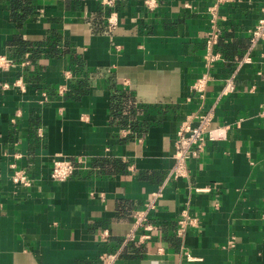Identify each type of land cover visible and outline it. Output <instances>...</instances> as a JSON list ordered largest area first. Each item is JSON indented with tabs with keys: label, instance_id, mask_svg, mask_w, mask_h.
Here are the masks:
<instances>
[{
	"label": "crops",
	"instance_id": "obj_1",
	"mask_svg": "<svg viewBox=\"0 0 264 264\" xmlns=\"http://www.w3.org/2000/svg\"><path fill=\"white\" fill-rule=\"evenodd\" d=\"M10 3L0 0V53L14 57L16 35L43 51L0 71V264H104L113 252L114 264H264L263 43L216 103L222 137L189 160L187 177L166 181L181 121L214 104L264 0L219 6L224 56L211 68L215 0H33L22 26ZM51 34L59 54L45 52ZM206 71L202 99L191 86ZM55 158L74 162L72 177L51 178ZM12 164L30 186L12 181ZM156 193L150 237L124 245ZM185 218L196 223L179 231Z\"/></svg>",
	"mask_w": 264,
	"mask_h": 264
},
{
	"label": "built area",
	"instance_id": "obj_2",
	"mask_svg": "<svg viewBox=\"0 0 264 264\" xmlns=\"http://www.w3.org/2000/svg\"><path fill=\"white\" fill-rule=\"evenodd\" d=\"M114 0H104L105 4L111 5ZM228 0H215V4L209 7L211 28L208 31L206 52L204 54V64L207 68L213 67L218 61L223 59L221 51L216 47L218 44L219 37L221 35L219 22V6ZM146 5L153 8L156 5V0H145ZM116 13H113L109 18V23L111 27L117 24L118 18ZM250 44L246 53L238 60V67L236 70L227 77L224 84L217 96L214 104L209 107H204L191 111L187 114L181 121L179 128L177 130L176 140H175V150L173 157L175 162L173 167L170 169L167 179L173 180L181 177H187L189 174L188 162L190 159L197 157L198 154L203 150L204 145L208 140H216L222 137L219 133L220 128L213 126V121L215 114L216 103L218 100L226 95H229L236 91V73L238 69L245 63L252 62V51L256 48L259 43L264 44V10L259 17L257 23L250 30ZM15 65V62L9 55L0 53V71L9 70ZM212 73L206 71L199 75L193 82L191 88L196 94L205 99L206 91L209 82L212 79ZM20 82V80H19ZM7 86V84H4ZM62 92V90H60ZM261 115L264 116V107L261 111ZM53 165L51 169V178L56 181H64L72 177L76 165L74 162L67 158H55L53 160ZM12 181L18 185L27 187L32 184V178L21 168H17L15 164H12ZM160 193L154 194V197L148 201L145 209H137L134 214V223L132 228L126 234L123 244H127L132 241H144L150 237V234L146 231L152 230L154 226L149 222V214L155 206L154 198L159 196ZM196 219H181L179 221L180 230L183 231L187 224H195ZM140 230H143L142 232ZM119 252L107 253L101 257L104 264H114L119 257ZM191 258V257H190Z\"/></svg>",
	"mask_w": 264,
	"mask_h": 264
},
{
	"label": "trees",
	"instance_id": "obj_3",
	"mask_svg": "<svg viewBox=\"0 0 264 264\" xmlns=\"http://www.w3.org/2000/svg\"><path fill=\"white\" fill-rule=\"evenodd\" d=\"M11 16L12 19H14L19 26H22L24 21L29 17L31 12L34 9L33 0H11ZM58 35L57 34H51L50 39H48L45 43L47 45L48 50L45 51L46 53L53 55V54H59L61 51H63L62 47H60V44H58ZM12 44L14 57L11 56L12 60L16 61L17 57L24 56L25 52L27 50H32L33 54L35 56H38L43 50H42V42H36L32 43L29 40H26L22 35H16L12 41L10 42ZM37 47H34V46Z\"/></svg>",
	"mask_w": 264,
	"mask_h": 264
}]
</instances>
